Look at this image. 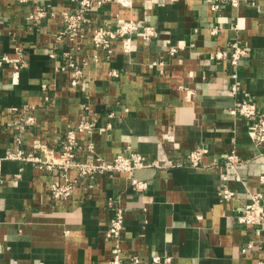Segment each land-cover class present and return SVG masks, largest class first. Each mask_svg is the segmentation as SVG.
<instances>
[{
	"label": "crops",
	"instance_id": "1",
	"mask_svg": "<svg viewBox=\"0 0 264 264\" xmlns=\"http://www.w3.org/2000/svg\"><path fill=\"white\" fill-rule=\"evenodd\" d=\"M77 1L0 0V52L15 57L20 50L26 61L21 70L0 66V264H110L115 241L106 232L118 206L125 216V257L138 254L143 264L153 256L172 257V264H264V229L236 222L251 194L264 190V146H256L249 124L230 113L246 99L264 114V0H135L131 9L109 0L86 14L80 33L62 36L60 12L75 9ZM43 9L56 14L32 18ZM131 21V51L115 41L110 59L97 52L95 28ZM149 26L156 34L144 40ZM233 40L249 50L238 67L236 95L228 61L211 57L229 51ZM178 46L183 49L171 56ZM94 54L99 61L90 60L83 84L74 86L68 58ZM83 114L97 128L79 135V158L93 159L89 144L107 161L129 148L142 154L157 162L135 172L148 183L145 191L136 192L125 173H104L57 200L49 187L59 171L11 158H44L37 141L59 155L65 133ZM25 116L35 124L22 126ZM167 131L177 150L163 142ZM196 148L205 149L199 167L186 163ZM233 150L242 159L235 170L225 165ZM171 160L184 164L171 166ZM69 178L79 179V172L71 170ZM225 185L236 192L230 202L219 197ZM251 242L255 248L242 253Z\"/></svg>",
	"mask_w": 264,
	"mask_h": 264
},
{
	"label": "built area",
	"instance_id": "2",
	"mask_svg": "<svg viewBox=\"0 0 264 264\" xmlns=\"http://www.w3.org/2000/svg\"><path fill=\"white\" fill-rule=\"evenodd\" d=\"M29 0H17L20 4L26 3ZM109 0H78L77 6L73 10H63L60 12L61 18L63 20L64 28L62 31V36H75L80 33L83 29V23L86 14L92 10L94 6H102ZM123 8H132L135 0H114ZM234 5H237V0H234ZM217 5H213L212 9L216 10ZM56 12L48 13L47 10L43 9L37 12L36 17L32 18H43L46 15H55ZM0 17H1V7H0ZM218 28L212 29L213 34L218 33ZM136 32V24L131 21L129 24H116L114 29H107L104 27L95 28L92 31V40L97 52L104 53L106 59H110L114 52V42L120 41L123 46V51L129 52L132 49V37ZM144 40H149L156 34L154 27H145L141 32ZM18 49V48H16ZM182 46L172 47L170 50V55L174 56L179 50H182ZM249 54L248 48L243 45L239 40H233L230 43L229 51H219L211 54L212 59L227 60L229 64L230 71L228 73L230 82V92L233 95L238 93L239 87V72L238 67L242 59L247 57ZM50 56L55 58L56 54L51 53ZM90 60L99 61V55L94 54L91 57H85L80 61H74L72 58H68V66L72 70L73 81L72 84L77 86L78 84L84 82V69L88 66ZM0 66L10 67L14 70H21L25 68L26 61L20 50H17V55L15 57L7 56L0 52ZM112 76H118L116 71L111 72ZM83 84V83H82ZM88 107H86L87 109ZM230 113L240 118L249 124L252 129V140L253 143L258 146H264V114L261 113L256 104L253 102L241 99L239 100L234 108L230 110ZM35 124V118L31 116H25L21 119L22 126H30ZM14 125V123L10 124ZM97 128L96 120H91L88 118V114H83L78 125L68 130L64 135V144L62 151L59 155L50 149L45 144H41L39 141L36 142V147L39 148L44 158L37 156H27L26 158L20 153L12 154L11 158L18 159H28L32 161H37L40 163V168L45 169L49 172L59 171V180L54 181L50 184V193L54 199L66 201L74 193L78 184L87 178H94L98 174L104 173H125L129 175L132 181V187L136 192L142 193L148 187L146 181L138 180L135 177V172L141 168L156 166L157 162H146L142 154L130 150H126L125 153L117 155L113 160L107 161L100 158L96 152L93 144L88 145V151L93 154L92 160L84 161L79 158V151L83 148L79 135L91 134ZM15 140L18 144L21 143V133L19 132ZM162 140L164 143L170 145L174 150L179 148V143L176 141L174 135L169 131L162 135ZM205 155L204 148L194 149L189 156V165L193 167H199L203 163V158ZM240 156L233 150L227 154L225 159V165L229 169H234L237 164L241 162ZM184 162L179 160H171V166H180ZM71 170H77L79 172V179L69 178V172ZM227 177H224L226 180ZM236 179L241 181L240 176H236ZM264 183V177L261 178ZM236 196V192L225 185L219 192V197L221 200L230 202ZM113 203L111 202L110 205ZM124 210L118 206L115 208V214L111 221L110 227L106 232L108 238L115 241V245L111 251L110 264H124V259H128L131 264H143V260L138 254L130 253L124 256V251L121 244L122 231L124 229ZM237 224L240 226H252L256 228V232H260L264 229V190L259 192H254L250 196V201L242 209L239 210L237 215ZM254 244L248 243L242 248V253H247L254 249ZM3 250V245L0 240V253ZM172 257H161L153 256L150 260L151 264H172Z\"/></svg>",
	"mask_w": 264,
	"mask_h": 264
}]
</instances>
